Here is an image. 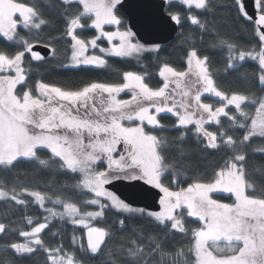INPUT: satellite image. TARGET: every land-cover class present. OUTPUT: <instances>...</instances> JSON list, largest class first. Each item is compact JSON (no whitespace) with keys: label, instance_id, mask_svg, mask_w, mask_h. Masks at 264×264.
<instances>
[{"label":"snow or ice","instance_id":"6c2138e0","mask_svg":"<svg viewBox=\"0 0 264 264\" xmlns=\"http://www.w3.org/2000/svg\"><path fill=\"white\" fill-rule=\"evenodd\" d=\"M182 2L189 8L194 5L196 9L211 10L209 0ZM60 3L68 25L66 35L74 42L70 58L58 62L61 67L76 70L108 67L107 60L87 54L89 43L93 49L98 48L101 37L109 43L119 41L110 49L99 47L107 56L132 57L158 48H145L139 41L133 42L135 33L119 16L123 0H60ZM73 5L82 6V10L73 11ZM232 6L242 20L252 23L259 47L242 49L220 38L213 47L227 52L223 72L215 67L209 55L192 50L187 53V70L164 64L159 72L163 86L154 90L145 83L144 75L134 71L123 73L125 83L88 82L73 87L70 83L57 86L39 82L33 86L30 69L22 66L25 53H31L36 61H44L45 57L33 51L34 44L20 35L17 25L38 40L39 30L49 21L41 18L35 4L0 0V36L22 46V50L15 52L0 49V174L12 177L13 184L8 190H0V200L26 208L30 203L26 197H31V202L46 213L43 222L34 223L32 217H27L31 230L18 231L19 236L26 238L25 242H7L0 245V252H10L18 260L32 259L44 252L45 264H83L62 242L47 245L41 233L48 229L56 236L53 229L58 223L79 225L87 230V244L79 243L75 234L71 243L79 244L81 253L102 254L108 247L106 239L110 241L114 233L106 227L94 226V222L104 220L106 212L115 210L124 214L115 222L121 231L126 230L128 219L139 215L164 233L163 237H148L147 247L142 236L132 239L122 250L128 264H152L154 260L162 264L165 257L167 264H264V178L258 180L249 172L252 153L264 155V95L258 96L251 90H229L217 82L218 78L230 79L231 73L238 72L243 62L250 60L258 64L253 75L264 91V0H254L253 7L258 12L253 14L247 10L246 0H232ZM171 21L179 22V17L172 15ZM191 23L201 29L205 27L194 17ZM105 26L116 30L106 31ZM88 27L99 33L90 41L76 33L77 29L83 31ZM51 56L57 57L55 47ZM170 85L174 87L170 89ZM125 90L131 92V99H118ZM205 93L218 98L220 106L213 108L202 102ZM248 104L257 106L254 112L247 110ZM160 113L178 118V125L173 127L180 130L179 140H184L188 126L194 125L195 133L205 138L206 151L223 153L210 171L188 176L187 170L173 164L170 142L161 135L166 127L157 118ZM221 117L226 118L227 129ZM208 123L219 125V132L208 131L205 128ZM257 138L261 146L254 147ZM45 151L47 159L42 156ZM24 163L73 177L74 182L63 185L55 198L30 191L26 184L15 183L27 171L19 167ZM257 173L260 174L259 169ZM117 181H142L158 189L163 193L159 199L162 210L146 211L130 206L106 189V185ZM213 194H227L232 203H222ZM74 199H79L83 207L77 206ZM46 201L62 210L45 207ZM88 206H97L98 210L88 211ZM185 216L195 218L192 223L198 226H187ZM14 232L13 226L0 222V239ZM177 233L184 242L173 243L165 250L167 237L170 234L175 237ZM5 264L14 261L6 260Z\"/></svg>","mask_w":264,"mask_h":264},{"label":"trees","instance_id":"16d2710c","mask_svg":"<svg viewBox=\"0 0 264 264\" xmlns=\"http://www.w3.org/2000/svg\"><path fill=\"white\" fill-rule=\"evenodd\" d=\"M25 4L31 6L37 5L41 11V18L49 21V24L42 25L39 30V39H35L33 35H27V32L18 28V32L25 39L31 40L35 45H47L52 51L55 47L57 57L54 59L50 55L44 61H36L31 58V53H25L24 65L26 69H30L29 80L34 86L36 83L45 82L53 83L57 86H63L65 83H70L73 87L83 86L88 82L99 83H125L123 80V73L126 71H134L138 74L144 75L145 83L154 90L163 86V81L159 76L165 63L173 68L180 70L187 69V53L192 50H197L198 53L203 52L210 56L215 67L223 72V66L227 57L225 50L214 48L213 45L218 44L220 38L228 39L230 43H235L243 48L252 46L259 47L258 37L253 34V25L251 22L242 20L236 13L232 6V0H209L211 10L196 9L195 7H186L178 1L167 3L166 12L169 15H176L179 17V33L175 39L168 44L157 46H145V48H157L156 51L144 52L142 55L136 57H115L105 56L104 53L97 51L99 55L105 56L108 61V67L102 69L88 68L86 70L67 69L59 66V61H64L70 58L71 41L66 35L68 25L65 23V15L63 13L64 6L60 0H22ZM171 9V11L169 10ZM82 10V6L73 5V11ZM119 15L127 23V17L120 12ZM196 18L203 23L205 27L201 29L199 25L191 23L192 18ZM84 21H82L83 23ZM77 34L80 38L90 41L98 35L97 31L91 27L85 28L83 31L79 29ZM137 39L134 38L133 42ZM100 44L108 45L106 40L99 41ZM140 43V42H139ZM0 49L8 52H15L22 50V46L11 44L5 38L0 36ZM258 71V64L252 61L243 62L242 67L236 73H231L230 79H217L218 83H223L229 90H240L255 92L256 95H264L261 91V86L253 73ZM246 73V75H244ZM128 96L125 94L124 97ZM247 104V102H246ZM256 105H247L249 112H254ZM166 131L161 135L170 142V157L175 166L180 170H187L186 175L192 176L193 173L197 175L204 173L206 170L210 171L211 166L215 164L223 153H215L204 149L205 138L202 134L195 133V126L189 125L187 128L188 135L184 140H179V129L173 127L178 125V118L170 113H161L158 117ZM225 129L228 128L226 118L221 117ZM208 131L219 132L220 126L215 124H205ZM239 135V132L237 133ZM260 141L257 138L254 147H259ZM43 158H48V152L42 153ZM20 169L27 170L22 174V178L15 183L18 185H27L30 191H40L42 194H47L55 198V195L62 191L65 184L74 182L73 177L63 176L53 173L48 170H40L35 165L30 163L21 164ZM104 170L103 166H100ZM259 169L260 174L257 173ZM249 172L258 180L264 178V155L260 153H252V160L249 165ZM0 181L3 182V187L0 190H8L13 186L12 177L0 174ZM175 183V181H169ZM181 186L186 187V184ZM172 190L178 191V188ZM19 191V188H18ZM26 195V194H25ZM92 197V194H89ZM222 203H232L227 196L218 195ZM30 203L26 208L16 205L12 201H0V222L10 224L16 229V232L10 234L9 237L0 239V245L7 242H25V237L19 236L18 231H30L32 225L27 223V217H32L33 222H43L45 213L39 208L37 204L31 202L33 198L26 197ZM102 202L103 198H101ZM73 202V201H70ZM77 206L83 207L79 199H74ZM48 207L52 206L50 203ZM88 211L96 210L93 206H88ZM124 214L117 213L115 210L106 212L104 220L95 222L96 226L106 227L114 233L111 240L106 239L107 249L102 254L92 255L81 253L79 244L71 243V236L75 234L80 238L79 243L87 244L85 230L81 227H75L70 223H58V227L53 231L57 232L53 236L45 229L41 233L47 245L56 246L58 242H62L65 249L69 253H74L75 258L81 260L83 264H128V259L123 255L122 250L127 247L130 241L137 236L143 237V245L148 246V237L150 236H164L153 223L146 217L133 216L126 221V230L121 231L116 226L117 218H122ZM194 220H188L187 226L196 227L192 223ZM142 230V231H141ZM183 238L179 233L173 237L171 234L167 237V242L164 247L165 250L172 247L173 243H183ZM104 248V246H103ZM102 248V249H103ZM111 253V254H109ZM159 259V258H157ZM14 261V264H45L46 254L41 252L32 259L18 260L10 252H0V264H5V261ZM50 264V262H48ZM152 264H157L154 260ZM162 264H167V257H165Z\"/></svg>","mask_w":264,"mask_h":264},{"label":"water","instance_id":"95a60500","mask_svg":"<svg viewBox=\"0 0 264 264\" xmlns=\"http://www.w3.org/2000/svg\"><path fill=\"white\" fill-rule=\"evenodd\" d=\"M250 14L258 12L254 9V0H246ZM164 7H161V6ZM166 0H123L121 12L127 17V25L135 38L145 46L165 45L173 41L179 33V25L171 21L166 12ZM258 19V15L255 16ZM33 51H39L45 58L51 55V49L43 45H35ZM130 206L144 208L146 211H161L159 199L163 193L158 189L144 185L143 182L117 181L106 185Z\"/></svg>","mask_w":264,"mask_h":264},{"label":"rangeland","instance_id":"374dc122","mask_svg":"<svg viewBox=\"0 0 264 264\" xmlns=\"http://www.w3.org/2000/svg\"><path fill=\"white\" fill-rule=\"evenodd\" d=\"M172 1H178V2H180V3H182V4H184L183 2H182V0H170V2H172ZM166 2L167 3H169V0H166ZM186 7H188L186 4H184ZM192 7H195L194 5L192 6ZM120 16V15H119ZM120 18L122 19V17L120 16ZM122 22H124L125 23V21L122 19ZM127 24V23H126ZM18 28H21V26H20V24L18 23V25H17V31H18ZM127 28L128 29H130L129 27H128V25H127ZM94 29V28H93ZM25 30V29H24ZM79 29H77L76 30V33H77V31H78ZM96 30V29H95ZM105 30L106 31H108V30H116L114 27H112V26H105ZM26 32H27V30H25ZM97 31V33H98V30H96ZM27 35H32V34H29L28 32H27ZM98 35H99V33H98ZM26 38V37H25ZM68 38L70 39V41H71V44L72 43H74L72 40H71V37L70 36H68ZM101 40H106L107 41V39L106 38H104V37H101V39H99L98 41H97V44L99 45V47H103V48H105V49H110L112 46H114V45H118L119 44V41L118 40H114V41H112L111 43H109L108 41H107V43H108V45L107 46H105V45H103V44H100L99 43V41H101ZM89 51H88V53L87 54H89V55H93V54H95V55H98V56H100L101 58H103V59H105L106 60V55L105 56H101V55H99L98 54V50H99V47L98 48H95V49H93L92 47H91V45H90V43H89ZM70 56H71V45H70ZM136 56H138V54H134L132 57H136ZM187 70V69H186ZM161 79H162V81H163V78L161 77ZM126 82V81H125ZM163 83H164V81H163ZM174 87V85H170V89L171 88H173ZM37 95H38V92L36 93ZM125 94H128V96H126V97H124V95ZM106 95V94H105ZM118 99H128V100H130L131 99V92L129 91V90H125L124 92H121L120 94H119V96H118ZM202 102H204V103H209V104H211L212 106H213V108H215V107H218V106H220V101H219V99L218 98H216V97H214L213 95H211V94H208V93H205L203 96H202ZM232 106H229V108H231ZM227 110V109H226ZM152 112H153V114H156L155 113V109L153 108L152 109ZM161 114V113H160ZM160 114H158V116H157V118L159 117V115ZM171 114V113H170ZM173 115V114H172ZM205 115H207V114H205ZM209 124V123H208ZM210 124H213V123H210ZM205 128H206V126H205ZM93 196L92 197H94V194H92ZM223 196H227V194H223ZM213 198H216V199H219L221 202H222V200L218 197V194H213ZM0 201H4V200H0ZM47 204H48V202L46 201V203H45V207H48L47 206ZM50 207H55L57 210H62V209H60L59 208V206H54V205H52V206H50ZM93 207H95L96 208V210H98V208H97V206H93ZM40 208V207H39ZM43 212H44V210L42 209V208H40ZM93 211H95V210H93ZM177 211H180L179 209L177 210ZM45 213V212H44ZM46 214V213H45ZM134 216H139V215H134ZM195 218H192V217H186L185 216V220L186 221H188V220H194ZM71 224V223H70ZM72 225V224H71ZM73 226H75V227H81V226H79V225H73ZM94 226H96L95 225V222H94ZM198 226V225H197ZM81 228H83V227H81ZM84 229V228H83ZM85 230V233H86V229H84ZM26 239V238H25ZM86 239H87V237H86ZM102 248H103V246H102ZM95 255H97V254H95Z\"/></svg>","mask_w":264,"mask_h":264}]
</instances>
